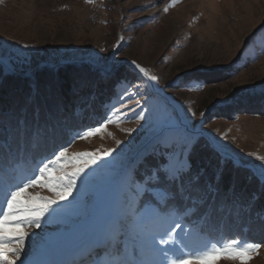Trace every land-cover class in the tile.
<instances>
[{
	"label": "rangeland",
	"instance_id": "obj_1",
	"mask_svg": "<svg viewBox=\"0 0 264 264\" xmlns=\"http://www.w3.org/2000/svg\"><path fill=\"white\" fill-rule=\"evenodd\" d=\"M83 63L109 74L125 67L132 74L105 110L97 126L102 130L85 135L97 127L87 128L66 148L69 158H103L86 169V183L78 180L73 194L53 205L55 212L40 227L26 229L15 264H100L103 253H117L115 235L124 234L133 248L141 243L123 214L127 185L169 128L204 141L203 149L227 156L264 182V161L256 158L264 157V115L217 113L264 90V0H0L4 70H23L31 79L35 68ZM226 70L232 74L225 78ZM106 149L111 155H104ZM28 191L52 195L38 186ZM259 244L246 264H264V239Z\"/></svg>",
	"mask_w": 264,
	"mask_h": 264
},
{
	"label": "trees",
	"instance_id": "obj_2",
	"mask_svg": "<svg viewBox=\"0 0 264 264\" xmlns=\"http://www.w3.org/2000/svg\"><path fill=\"white\" fill-rule=\"evenodd\" d=\"M130 74L125 67L114 68L109 74L83 63L35 68L30 79L23 70L12 68L7 72L0 65V184L8 187L34 177L38 174V167L47 163L54 152L70 146L75 134L99 126L105 110L118 96V86ZM231 74V70H226L221 75L226 78ZM81 83H87L88 88L83 97H78L74 88ZM248 102L253 104L250 110L246 105ZM224 108V112L217 110L224 118L238 110L239 113L262 116L264 90L238 98ZM208 114H214V110ZM157 146L145 156L150 163H154L151 154ZM204 146L202 140L196 143L192 153L193 171L206 170L200 181L201 188L207 181L215 184L214 170L222 161L223 175L217 185L219 191L207 193L190 189L183 196L161 203L162 214L143 229L133 228L129 218L131 229L138 239H142L141 243L133 248L124 234L115 235L113 245L117 253H103L100 264H109L112 260L147 262L160 259H165L167 264L183 253L202 251L213 244L222 246L233 239L246 243L262 242L264 182L248 168L213 149H203ZM145 171L142 166L131 181L142 177ZM129 196L128 192L126 201ZM3 203V194L0 193V207ZM140 206L138 202L133 207ZM176 223L182 225L174 233L177 251L167 258L155 255L147 247V232L163 235ZM84 264L94 263L86 261Z\"/></svg>",
	"mask_w": 264,
	"mask_h": 264
},
{
	"label": "snow or ice",
	"instance_id": "obj_3",
	"mask_svg": "<svg viewBox=\"0 0 264 264\" xmlns=\"http://www.w3.org/2000/svg\"><path fill=\"white\" fill-rule=\"evenodd\" d=\"M90 2V0H86ZM178 0H173V4ZM168 5L164 11H168ZM27 47V45H25ZM135 67L144 76H149L146 69L136 64ZM156 81L157 77H149ZM87 83H81L74 88L78 97H83ZM88 96L91 93H87ZM203 115V113L201 114ZM108 122H112L110 119ZM104 125L90 130L85 135L100 132ZM110 135V133H109ZM119 144V141H116ZM195 137L186 131L183 133L173 132L170 128L162 131L158 146L151 154L154 163L149 162L145 157L142 161L146 169L142 177L130 181L127 185L130 193L126 202L124 215L132 220L133 228L143 229L154 219L162 214L160 204L174 199L176 196H183L190 189H197L211 193L218 192L217 185L223 175V162L220 167L214 170L212 181H207L201 188L200 181L205 175V169L193 171L192 153L196 146ZM67 149L54 152L53 157L47 163L38 167V174L25 179L22 183L4 187L0 184V193L3 194L5 207H0V264H15L20 258L23 250L26 229L40 227L42 218L50 210L55 212L53 205H56L73 194L78 180L87 182L85 177L86 169L97 164L102 159L96 154L84 153L72 157L67 156ZM112 149H106L104 155H111ZM264 161V157H256ZM79 161V163H77ZM264 177V169H262ZM46 188L52 195L45 197L36 193H29L30 188ZM139 202L140 207H133ZM179 223L161 235L158 232H147V247L157 256L169 257L170 253L177 251L174 233L181 228ZM23 229V230H22ZM261 247L259 243L240 242L235 239L225 242L222 246L213 244L198 252H187L167 261V264H216L217 260H239L241 264L251 258L250 254ZM109 264H165V259L158 261H126L112 260Z\"/></svg>",
	"mask_w": 264,
	"mask_h": 264
}]
</instances>
